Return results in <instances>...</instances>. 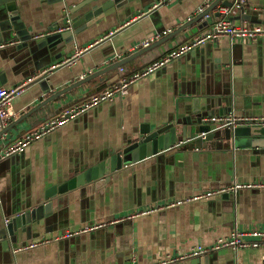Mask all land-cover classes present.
<instances>
[{"label": "crops", "instance_id": "crops-1", "mask_svg": "<svg viewBox=\"0 0 264 264\" xmlns=\"http://www.w3.org/2000/svg\"><path fill=\"white\" fill-rule=\"evenodd\" d=\"M83 1L67 0V4L77 6ZM205 1L138 0L78 34L61 58L60 51L43 49L32 56L31 50L17 47L19 41L4 43L8 46L0 50V87L32 81L12 101L5 125L0 120V133H5L0 136V154L117 83L121 75L143 70L211 30L220 17L217 7L232 4V8L236 2L210 0V6L216 4L212 16L200 19L197 10ZM19 3L37 41L51 35V25L67 12L56 6L53 10L47 0ZM228 17L238 25L264 26V0H247L243 9ZM157 34L161 35L158 40L138 48ZM39 35L44 37L36 38ZM101 38L105 39L98 42ZM152 45L121 67L123 72L112 69ZM70 58L73 63H62ZM196 99L202 110L214 111V116L264 120V40L253 43L223 37L208 42L134 84L127 96L99 105L0 161V229L13 212L42 204L56 194L51 197V213L39 224L26 232L19 230L15 242L9 236L0 238V264H155L168 255L209 247L236 230L264 231L262 148H240L224 139L197 148L182 141L177 151L161 160L145 158L105 175L107 181L99 187L79 181L78 175L122 148L142 125L156 128L189 117ZM236 183L256 187L185 203ZM65 186L64 192H58ZM180 201L184 203L169 206ZM149 209L155 211L129 219ZM95 226L102 227L39 244L47 237ZM36 243V248L28 247ZM172 264H264V247L223 249Z\"/></svg>", "mask_w": 264, "mask_h": 264}, {"label": "water", "instance_id": "water-1", "mask_svg": "<svg viewBox=\"0 0 264 264\" xmlns=\"http://www.w3.org/2000/svg\"><path fill=\"white\" fill-rule=\"evenodd\" d=\"M136 1L138 0H85L77 6H73L67 4V0H47L52 7L56 6L57 10L67 11L64 17L52 24L49 29L53 30L60 27L61 23H65L64 21L68 17H70L69 26L71 29L62 33L51 34L37 41L38 39H34L33 34L27 28L19 0H0V44L19 41L17 47L21 50H31L32 56L46 49L51 53L60 51L58 58H61L62 51L76 39L78 34L106 19L117 10ZM225 6L231 7L232 4ZM215 7L216 4L213 3L197 17L200 19L205 18ZM79 12L81 13L78 14ZM217 16H220V14L218 13ZM154 46L142 49L129 58L117 62L112 69L123 67L129 61L141 56ZM40 79L42 77L38 78V80ZM42 85H44L45 89H49V85L46 82H43ZM208 105L207 103L205 106L208 107ZM202 108L200 99H196L191 112L193 115L189 113V117L172 120L166 125L156 126V128H152L147 124L142 125L139 133L128 138L122 148L112 152L106 160H101L98 164L78 175L79 181L84 184L94 182L95 186L99 187L107 181L105 175L109 176L121 170L124 166L138 163L145 158L156 157L161 160L166 154L177 151L181 147L180 143L182 141H189L188 144L190 143L200 148L201 146L205 147L207 142L213 141V144H215L214 141L224 139L230 141L236 147L264 149V120L250 119L238 122L236 127H220L219 123L208 119L213 117L215 112H208L202 110ZM4 134L0 133V136ZM68 186L69 189L73 188V184ZM65 190L66 186L58 192L62 193ZM55 195V193L51 194L42 204L32 207L27 206L13 212L14 216L5 219L2 225L0 238L9 236L15 242L19 230L26 232L28 227L39 224L42 219L47 217L46 215L51 213V199L55 198ZM211 199H214V197Z\"/></svg>", "mask_w": 264, "mask_h": 264}, {"label": "built area", "instance_id": "built-area-1", "mask_svg": "<svg viewBox=\"0 0 264 264\" xmlns=\"http://www.w3.org/2000/svg\"><path fill=\"white\" fill-rule=\"evenodd\" d=\"M247 0H236L235 4L232 8L225 7V6H218L219 8L217 11L220 14V17L214 21L213 27L211 30L196 36L193 38L190 42L184 44L180 49L175 50L166 56H164L162 59L157 60L144 68L143 70L134 72L130 76H122L119 78L118 82L105 88L101 92L92 95L91 97L87 98L77 106H73L66 111L62 113V115L55 120H51L49 122H46L42 126H40L37 130L27 134L24 138L16 141L12 145L5 147L2 150V153L0 154V161L3 159L9 158L12 155H15L17 153L23 152L29 145H31L36 140H39L54 131H56L58 128L63 127L67 122H70L71 120H75L85 114H87L89 111L95 109L99 105L112 101L117 97H125L129 94L130 88L136 84L137 82L141 81L144 78H147L151 74L156 73L160 69L164 68L166 65H168L170 62L178 59L179 57L183 56L184 54L201 47L208 42H215L223 37L229 38L231 41H244V42H258L260 40H264V26L261 25H255L252 27L245 26V25H238L232 22L229 19V15L231 13H235L238 10H241L244 8V4ZM210 6V0H206L204 4L197 10L198 14L203 13L208 7ZM156 8V7H155ZM216 8V9H217ZM234 8V9H233ZM212 16V14H207L205 19H209ZM64 26L57 27L51 32L50 34L54 33H62L65 30L71 29L69 26L70 24V17L67 18L65 21ZM166 33V32H164ZM168 33V32H167ZM112 34H109L111 36ZM47 36V35H46ZM109 36H106L105 38H108ZM44 37L42 36H36V38ZM161 37L160 34H157L154 38L147 39L143 41L138 48L142 47H148L152 42L155 40H158ZM105 38H101L98 42L103 41ZM8 45L6 44H0V50L6 48ZM74 58H70L68 60L63 61V64H71L73 63ZM120 71L123 72L124 69L120 68ZM32 79L29 81L19 84L18 86L12 87V88H4L0 87V120L4 123L10 118V106L12 101L15 97H17L19 94L23 93ZM212 122L219 123L220 127H236L238 122L250 120L255 118H243V117H236L234 114H230L228 116H213L208 118ZM184 142L180 143V145H183ZM249 187H256L254 184H243V183H236L230 186L228 189L219 190L216 192H207L204 194H200L198 196H195L193 198H190L189 200H185L186 202H190L191 200H202V199H210L212 197H215L221 193L228 192V191H236L243 188H249ZM183 201L177 202V203H171L169 206H174L177 204H182ZM155 209H149L147 211H141L134 215L129 216V219L138 218L143 215L150 214L154 212ZM102 226H95V227H88V228H82L77 231H69L64 234H60L58 236L54 237H47L43 239L39 244H49L54 241H60L65 238H72L76 235H79L81 233L89 232L91 230H94L96 228H99ZM39 244H33L31 246H28L30 248H36ZM264 247V231L262 230H236L234 231L230 236L227 237H220L218 238L214 244H212L209 247L205 246H197L196 248H193L192 250L184 253L179 254L178 256H172L168 255L167 258L161 259L157 261L155 264H172L183 260L188 259H194L199 258L202 256L207 255L210 252H217L223 249H231V250H238V249H257V248H263ZM133 264H137L136 261L133 262Z\"/></svg>", "mask_w": 264, "mask_h": 264}]
</instances>
